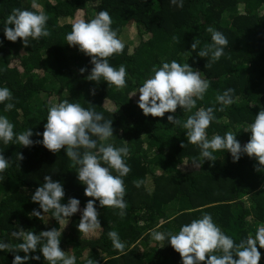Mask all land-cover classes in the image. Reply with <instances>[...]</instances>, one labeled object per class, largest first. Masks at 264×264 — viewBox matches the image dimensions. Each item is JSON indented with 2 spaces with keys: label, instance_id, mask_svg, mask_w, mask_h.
<instances>
[{
  "label": "trees",
  "instance_id": "1",
  "mask_svg": "<svg viewBox=\"0 0 264 264\" xmlns=\"http://www.w3.org/2000/svg\"><path fill=\"white\" fill-rule=\"evenodd\" d=\"M93 2L96 5L91 7ZM34 3L38 7L33 8ZM15 8L43 11L51 35L29 38L28 47L19 38L8 41L3 27ZM101 10L111 15V27L118 38L124 30L135 29L131 45L123 42V53L109 58L111 66L126 67L127 86L122 90L108 86L103 79L88 81L86 77L93 67L91 57L65 40L78 11L87 21ZM209 26L223 33L228 45L220 60L206 67L208 58L198 57L196 51L211 43V34L206 31ZM173 36L179 38V43L173 42ZM194 39L200 41L196 51L191 50ZM172 60L188 63L211 82L204 100L197 102L193 112L200 107L219 108L216 95L228 88L234 90L235 103L214 112L216 119L207 129L208 138L231 131L242 146L247 143L251 133L243 129L264 107V0H183V7L173 5L171 0H0V87L10 89L13 99L5 103L14 104L11 111L5 112V104L0 103V115L9 119L16 133L31 128V139L42 140V135L35 133L43 132L48 107L66 98L84 108H94L105 120L112 119L114 137L109 143L129 148L126 163L131 171L124 177V217L118 215V209L101 207L97 200L95 207L103 232L90 237L80 234L79 212L68 219L62 231L59 246L68 255H75L76 264H86L89 258L96 264H182L167 239L156 242L151 233H177L182 225L204 213L211 214L236 243L254 236L256 229L264 225V171L255 170L254 158L242 154L233 162L230 153L217 151L215 161L205 160L199 169L194 168L190 160L199 157L200 149L188 144L186 130L168 122L170 113L164 117L145 116L138 107L139 98L131 96L152 75L154 66ZM81 68H85L83 73ZM92 89L95 95L90 94ZM190 114L179 107L175 113L182 122ZM182 143L186 147L181 148ZM0 151L13 162L0 181V242H21L11 235L20 229L35 234L59 229L51 212L44 214L31 201L45 175L62 184L65 196L61 203L76 198L82 211L91 199L84 195L86 186L78 181L77 168L71 167L64 149L53 154L42 144L25 148L14 140L8 145L0 141ZM18 152L23 160L16 159ZM135 180L143 184L137 188ZM33 209L41 211V219L30 216ZM110 230L117 231L125 243L123 252L113 248L107 236ZM257 247L261 253L259 264H264V248ZM33 255H40L39 249L29 253ZM13 257L12 252L0 251V264H12ZM26 264L47 262L41 256Z\"/></svg>",
  "mask_w": 264,
  "mask_h": 264
},
{
  "label": "clouds",
  "instance_id": "2",
  "mask_svg": "<svg viewBox=\"0 0 264 264\" xmlns=\"http://www.w3.org/2000/svg\"><path fill=\"white\" fill-rule=\"evenodd\" d=\"M171 3L183 7V0H171ZM32 7L36 8L38 5L34 3ZM47 20L48 16L43 11L15 8L5 21L4 37L10 42H16L19 38L23 45L28 47L29 38L38 40L51 35L47 28ZM112 24L111 15L104 10L99 11L91 20L77 18L65 40L70 47L75 46L85 56L91 57L90 63L93 67L86 77L88 81L98 82L103 79L108 86L122 90L127 86L126 67L123 64L118 68L111 66L109 58L122 54L125 45L111 27ZM206 31L211 34V43L197 52L200 41L194 39L191 50L196 51L200 58L207 57L206 67H211L224 55L228 40L223 33L211 26L207 27ZM172 39L173 42L179 43L178 37L173 36ZM79 71L83 73L85 68ZM210 86L211 82L188 63H179L176 60L163 62L158 68L155 66L152 68V75L138 88V107L145 116L164 117L165 113H170L167 116L168 122L186 130L188 144L196 145L200 149L199 157L190 160L194 168L199 169L205 160L215 161L217 159L215 152L227 151L231 154L233 162L238 161L242 154H246L257 161L256 171H264V107L243 130L251 133L248 142L243 146L236 139V134L231 131L223 136L213 134L209 139L207 129L216 119L214 112L223 111L225 107L235 103L234 90L228 88L215 97L219 108L200 107L193 112L192 110L197 108V102L204 100ZM90 94L95 95V89H92ZM12 99L10 89L0 87V103L5 104V112L14 108L13 103H5ZM178 107L186 113H191L183 122L175 115ZM46 121L43 132L35 133L38 136L42 135V140L33 141L31 137L34 133L31 128L16 133L9 119L0 115V141L8 145L15 140L25 148L42 144L53 154L64 149L72 162L71 167L77 168L78 181L86 186L84 195L91 199L86 202L82 211L79 208L80 201L76 198H69L66 204L61 203L65 196L62 184L53 181L50 175H45L42 185L31 195V201L37 203L44 214L51 212V217L58 222L59 229L52 228L39 234L23 229L12 232L13 238L21 242L16 244L0 242V251L14 254L12 264H26L29 259L40 260L41 256L47 264H76L75 255H68L59 246L68 219L73 214L81 212L78 231L88 237L103 232L95 201L98 200L101 207L118 209L121 218L124 217L127 208L124 199L126 195L124 177L131 171L126 163L129 148L126 144L115 147L109 143L114 137L112 119L105 120L103 114L96 112L94 108H84L79 102L73 103L65 98L58 103L50 104ZM180 146L186 147L183 143ZM23 158L19 152L16 154L18 161ZM12 164L13 162L6 159L0 151V181L4 180L2 174ZM133 184L139 188L143 181L135 180ZM30 216L41 219L43 215L41 211L33 209ZM107 236L115 250L124 251L126 245L121 241L117 231L110 230ZM151 237L156 242L167 239V243L179 254L182 264H259L261 253L257 246L264 248V225L256 229L254 236L249 235L236 243L214 222L211 214L204 213L200 218L182 225L177 233L153 230ZM37 249L40 255L30 257L29 253H34ZM20 252L24 255H18ZM86 264H96V261L89 258Z\"/></svg>",
  "mask_w": 264,
  "mask_h": 264
},
{
  "label": "rangeland",
  "instance_id": "3",
  "mask_svg": "<svg viewBox=\"0 0 264 264\" xmlns=\"http://www.w3.org/2000/svg\"><path fill=\"white\" fill-rule=\"evenodd\" d=\"M91 5V7H94L95 5H96V2H93L92 4H90ZM77 18H82V11H78L77 13H76V15L74 16V18H73V21L75 22L76 21V19ZM134 34H135V29L133 28V27H131V28H129L128 30H124L122 33H121V35H120V37H119V39L122 41V42H124V43H130V40H131V38L134 36ZM130 45H131V43H130ZM73 48H76L75 46H73ZM16 63V62H15ZM137 90H134V92H136ZM133 92V93H134ZM134 98L135 99H138L139 98V93H138V91L135 93V95H134ZM106 104V103H105ZM106 106H109V105H107L106 104ZM245 128H247V127H245ZM244 130V129H243ZM245 132V131H244ZM184 166V165H183ZM182 166V167H183ZM147 187H150L151 186V184L149 183V182H147ZM79 213H81V212H79ZM84 236V235H83ZM93 236V235H92ZM88 237H90V236H88ZM62 249H65V248H62Z\"/></svg>",
  "mask_w": 264,
  "mask_h": 264
}]
</instances>
